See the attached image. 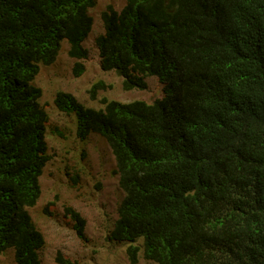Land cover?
<instances>
[{
	"label": "trees",
	"instance_id": "trees-1",
	"mask_svg": "<svg viewBox=\"0 0 264 264\" xmlns=\"http://www.w3.org/2000/svg\"><path fill=\"white\" fill-rule=\"evenodd\" d=\"M94 3L0 0V255L12 249L15 264H41L45 240L29 209L52 158L47 131L66 137L34 80L62 43L72 75L85 72ZM100 20V69L123 91L154 78L162 94L102 98L100 109L54 96L76 139L99 136L113 155L123 198L107 240L127 245L131 264L139 252L156 264H264V0H124ZM105 89L95 82L90 99ZM70 180L77 189L78 175ZM61 218L85 243L79 212L63 205ZM55 262L75 264L60 252Z\"/></svg>",
	"mask_w": 264,
	"mask_h": 264
},
{
	"label": "rangeland",
	"instance_id": "rangeland-1",
	"mask_svg": "<svg viewBox=\"0 0 264 264\" xmlns=\"http://www.w3.org/2000/svg\"><path fill=\"white\" fill-rule=\"evenodd\" d=\"M88 13L93 19L90 33L84 41L88 51L86 70L80 77L71 72L72 60L66 54V45L61 44L54 62L40 65L34 80L41 90L39 105L49 115L51 125L58 126L66 134L65 138L51 135L45 138L51 160L44 167L38 179L40 196L36 205L29 209L30 215L42 232L45 240L39 252L41 264H57L55 257L60 252L75 264H131L126 255L125 244L115 245L107 240L117 218V207L123 198L118 186V177L113 174L115 162L106 142L96 135L86 140L76 139L72 121L57 111L53 99L58 91L71 93L83 106L93 109L103 108L102 98L128 103L133 100L151 102L160 97L161 89L154 78L148 80L146 90L123 91L121 78L114 72L100 69L96 36L102 32L100 13L107 4L119 9L124 0H94ZM103 81L105 90L98 91L96 99H90L88 90L97 82ZM109 86V87H108ZM77 174L79 187L73 186L70 177ZM53 202V215L43 214L42 208ZM63 205L72 206L85 219L86 242H81L62 221ZM140 244V242L138 243ZM0 264H15L12 249L0 255ZM136 264H156L147 262L138 253Z\"/></svg>",
	"mask_w": 264,
	"mask_h": 264
}]
</instances>
